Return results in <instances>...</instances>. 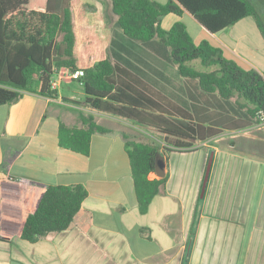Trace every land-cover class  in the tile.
<instances>
[{"label": "crops", "instance_id": "obj_1", "mask_svg": "<svg viewBox=\"0 0 264 264\" xmlns=\"http://www.w3.org/2000/svg\"><path fill=\"white\" fill-rule=\"evenodd\" d=\"M165 16L171 25L189 17L209 33L202 40L264 72L220 36L242 19L213 34L185 9ZM56 90L0 105V264H264V120L165 152L149 178L166 181L142 214L119 133H94L88 156L58 145L60 122L80 126L81 113L98 112L60 93L59 82ZM178 92L185 95L183 86ZM50 184H81L87 195L71 228L26 241L22 224Z\"/></svg>", "mask_w": 264, "mask_h": 264}, {"label": "trees", "instance_id": "obj_2", "mask_svg": "<svg viewBox=\"0 0 264 264\" xmlns=\"http://www.w3.org/2000/svg\"><path fill=\"white\" fill-rule=\"evenodd\" d=\"M109 8L124 36L176 67L186 105L144 77L138 65L122 59L118 49H129L120 40L97 34L95 0H0V105L15 102L23 92L57 97L50 87L52 76L60 68L79 71L75 79L83 87L85 105L104 116L81 113L80 126L60 122L58 145L88 156L94 133H119L143 214L166 181L149 178L158 171V156L225 129L246 128L264 116V72L227 58L208 40L196 44L181 21L164 29L161 17L180 16L185 9L213 34L245 17L254 18L263 38L264 28L250 0H109ZM192 62L208 70H196ZM130 124L157 131L164 144L139 139L141 133ZM86 195L81 184L47 185L22 224L21 238L34 242L71 228ZM195 227L194 218L188 250Z\"/></svg>", "mask_w": 264, "mask_h": 264}, {"label": "rangeland", "instance_id": "obj_3", "mask_svg": "<svg viewBox=\"0 0 264 264\" xmlns=\"http://www.w3.org/2000/svg\"><path fill=\"white\" fill-rule=\"evenodd\" d=\"M154 1L163 3L166 0ZM250 1L253 3L264 28V0ZM172 20L173 16L161 17V25L168 27L171 25ZM180 21L186 25L187 30L192 34L196 41L208 37L209 33L189 17L183 16ZM93 22L99 35L107 34L109 37L120 40L121 47L126 45L129 51L118 49L122 59H125V61L128 62L132 61L134 64L138 65L139 69L143 71L140 73H142L144 77L162 89L166 94L177 99V101L183 105H186V96L178 92L179 86H182V79L180 78L176 67L161 60L149 50L144 49L137 41L131 40L123 35L117 26L116 17L111 13L109 8V0H103L102 3L98 5ZM231 28L234 29H227L225 33L220 36L226 38L232 46H236V50L242 54L241 56L244 59L248 58L251 62L253 61L255 64L257 63L260 65L258 66L256 64L258 68L264 67V38L262 37L255 20L251 17H246L235 27ZM139 56L141 57V63L143 64L139 63ZM248 59L246 60L250 62ZM190 65L196 70H208L202 67L198 62H192ZM69 74L70 72L66 69L61 70L56 75L54 74L55 81L59 82V91L66 96L73 97L83 102V87L77 79H68ZM239 101L243 103L245 107L249 105V103L243 99H240ZM97 114L98 116H104L100 113ZM132 127L141 133L139 139L153 140L160 145L164 144L163 136L157 131L153 129H144L135 125Z\"/></svg>", "mask_w": 264, "mask_h": 264}, {"label": "built area", "instance_id": "obj_4", "mask_svg": "<svg viewBox=\"0 0 264 264\" xmlns=\"http://www.w3.org/2000/svg\"><path fill=\"white\" fill-rule=\"evenodd\" d=\"M79 75H80V72H79V71H75V72H72V73L69 74V78H71V79H75V78H77ZM57 86H58V82L55 81V79L51 78V81H50V87H51L52 89H56ZM259 114L261 115V112H260ZM262 120H264V116H263V115H261V117H260V121H262Z\"/></svg>", "mask_w": 264, "mask_h": 264}, {"label": "water", "instance_id": "obj_5", "mask_svg": "<svg viewBox=\"0 0 264 264\" xmlns=\"http://www.w3.org/2000/svg\"><path fill=\"white\" fill-rule=\"evenodd\" d=\"M162 161H163V157L158 156V158H157V164H158L157 170L162 166V164H163Z\"/></svg>", "mask_w": 264, "mask_h": 264}]
</instances>
